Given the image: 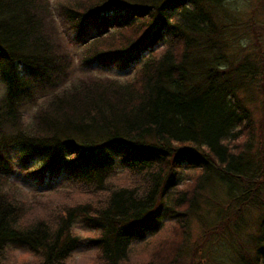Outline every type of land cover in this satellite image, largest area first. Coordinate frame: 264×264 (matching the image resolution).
<instances>
[{"label": "trees", "instance_id": "1", "mask_svg": "<svg viewBox=\"0 0 264 264\" xmlns=\"http://www.w3.org/2000/svg\"><path fill=\"white\" fill-rule=\"evenodd\" d=\"M247 17L227 0H0V264H264V46L248 31L264 15ZM145 53L125 80L68 82L75 59ZM16 170L51 192L28 200Z\"/></svg>", "mask_w": 264, "mask_h": 264}, {"label": "rangeland", "instance_id": "2", "mask_svg": "<svg viewBox=\"0 0 264 264\" xmlns=\"http://www.w3.org/2000/svg\"><path fill=\"white\" fill-rule=\"evenodd\" d=\"M50 1L53 2L54 0H50ZM61 1L66 2L67 0H59V2H61ZM227 1H228V3L236 5V7L238 9H240L241 16L245 17V19H248L247 15L253 9H256L257 13H261L264 15V0H227ZM258 17H260V15ZM257 23L254 25L253 28H249L248 31L251 32V36H252V38H254L255 34H254L253 30H255L257 32V34L259 35L257 38L259 39V41H261L262 45L264 46V19L261 22L258 21ZM260 28H262V29H260ZM96 32H97L96 28H90L87 31L85 37L94 35ZM250 40H251V38H250ZM71 42L72 43H69L70 47H71L72 51L78 56L80 53V50H81V44L76 43V40L73 41V38L71 39ZM146 55L147 54L145 53V55L143 57L132 62L126 68H120L116 64L101 65V64H95L94 63L90 66V68L88 67L89 69L88 68L83 69V68H81V64L78 61V59H75V62H74L75 64H73L74 66L72 65L71 69L69 70L68 82H71L72 79L77 78L78 76H84V75H88V74H94V75H100V76H110V77H115L117 79L125 80V78H127L133 74L134 70H136V68L142 63V61L144 60ZM2 92H3L2 91V85L0 84V94ZM30 109H31V107H29L27 110H30ZM34 109L35 108L32 107L31 112L30 111L28 113L24 112V117L27 120L30 119V114L32 113V111H34ZM185 173H186V176H185V178H186L189 174V171L186 169H183L182 170V177ZM185 178L183 177L184 180L183 179L180 180L181 185H184V183H186L187 181H190V179L187 180ZM12 180H13V182H15L20 187L21 191L26 194L28 200L33 199L34 196L41 197V196L51 192V191H48V189H43V186L40 185L35 178H31V176L29 174H27V172L25 170H16L14 175L12 176ZM60 182L63 183L64 180H61ZM60 182H59V184H57L55 186L58 189L63 187V186H66V185L60 186L61 185ZM41 199H43V197H41ZM168 226H169V223H167V225L164 226V228L162 229V231L159 234H157L155 237H153L152 242L157 241V244L162 242L163 240H161V239H164V236H166L169 232ZM74 228L79 233V235L81 237L85 236L88 233L85 230V228L83 226H81L80 224L75 223ZM204 234H205V232L200 230L198 228V226L196 224H194L192 226L191 237L189 238V245L198 246V243H201ZM172 236H171V238H172ZM169 237H170V235H169ZM171 238H169V239H171ZM201 244H203V242ZM140 246H142V245H140ZM147 247H150V245ZM149 252H150V248H148L146 250H144V249L141 250V248H139V249L134 250L133 256L138 258V259L144 258L148 255ZM12 253H13L12 254L13 259L16 258L17 261H19L22 257H23V259H31L32 258V256L29 255L28 253L25 254L24 250L20 247L13 248ZM88 253H90V252H85L84 250H80L79 252H76L74 254L73 258L71 259V264H93L92 259H90L91 258L90 254L88 255ZM199 256H200L199 253L195 257L193 256L194 257L193 261H197L199 259ZM193 257L190 256V254H187L185 257V262H189L191 260V258H193ZM203 260L204 259H201V261H203Z\"/></svg>", "mask_w": 264, "mask_h": 264}]
</instances>
